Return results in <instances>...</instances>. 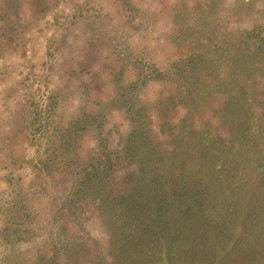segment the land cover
<instances>
[{
	"label": "rangeland",
	"instance_id": "374dc122",
	"mask_svg": "<svg viewBox=\"0 0 264 264\" xmlns=\"http://www.w3.org/2000/svg\"><path fill=\"white\" fill-rule=\"evenodd\" d=\"M0 264H264V0H0Z\"/></svg>",
	"mask_w": 264,
	"mask_h": 264
},
{
	"label": "trees",
	"instance_id": "16d2710c",
	"mask_svg": "<svg viewBox=\"0 0 264 264\" xmlns=\"http://www.w3.org/2000/svg\"><path fill=\"white\" fill-rule=\"evenodd\" d=\"M247 67H248V66H247ZM138 122H140V120H138L137 123H138ZM132 133H134V131L131 132V134H132ZM217 158H221L220 155H219Z\"/></svg>",
	"mask_w": 264,
	"mask_h": 264
}]
</instances>
